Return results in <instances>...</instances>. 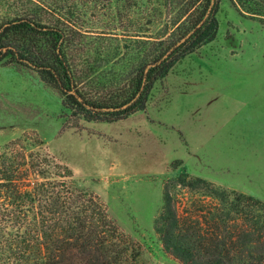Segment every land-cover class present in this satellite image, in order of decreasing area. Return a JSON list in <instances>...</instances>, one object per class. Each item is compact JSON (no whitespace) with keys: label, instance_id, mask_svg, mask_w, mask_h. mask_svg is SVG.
Instances as JSON below:
<instances>
[{"label":"rangeland","instance_id":"374dc122","mask_svg":"<svg viewBox=\"0 0 264 264\" xmlns=\"http://www.w3.org/2000/svg\"><path fill=\"white\" fill-rule=\"evenodd\" d=\"M87 1L77 7L92 32L152 37L168 19L147 0ZM216 16L215 38L155 83L145 110L115 122L69 127L56 91L31 70L0 64V152L16 141V150L39 147L68 165L139 250L138 264H182L155 231L164 190L200 246L216 237L237 250L264 248V210L226 215L203 186L178 180L201 178L264 204V142L243 133L264 118V0H220Z\"/></svg>","mask_w":264,"mask_h":264},{"label":"trees","instance_id":"16d2710c","mask_svg":"<svg viewBox=\"0 0 264 264\" xmlns=\"http://www.w3.org/2000/svg\"><path fill=\"white\" fill-rule=\"evenodd\" d=\"M147 1L168 18L152 37L92 32L77 7L87 0H0V64L31 70L56 91L69 127L125 119L145 110L155 83L218 30L220 0ZM15 144L0 152V264H138L139 250L68 165L39 147L26 153ZM178 180L203 186L226 215L251 219L253 209L264 210L242 192L201 178ZM155 231L182 264H264V248L251 242L237 250L214 237L210 247L200 246L179 225L167 190Z\"/></svg>","mask_w":264,"mask_h":264},{"label":"crops","instance_id":"0c3cea01","mask_svg":"<svg viewBox=\"0 0 264 264\" xmlns=\"http://www.w3.org/2000/svg\"><path fill=\"white\" fill-rule=\"evenodd\" d=\"M259 103L261 106L264 107V100H259ZM245 106V104H243ZM245 119H249L250 115L245 116ZM251 132L254 133V136H256L258 139H261L262 142H264V118L263 117H258L256 121V125L251 129V130H246L243 133H248L251 134ZM264 148V144H261ZM260 154L264 155V151L260 152Z\"/></svg>","mask_w":264,"mask_h":264}]
</instances>
